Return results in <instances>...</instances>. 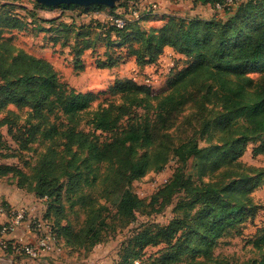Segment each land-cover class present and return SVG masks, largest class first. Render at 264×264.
<instances>
[{"label":"trees","instance_id":"trees-1","mask_svg":"<svg viewBox=\"0 0 264 264\" xmlns=\"http://www.w3.org/2000/svg\"><path fill=\"white\" fill-rule=\"evenodd\" d=\"M217 1L220 0H193L194 4L212 6ZM38 4L41 7H54ZM56 6L108 9L111 14H114L115 8V5L108 7L103 4L81 6L61 3ZM227 13L230 14L224 20L214 16L203 18L193 15L185 18L165 14L158 17L162 20L159 27L149 29L143 28L140 22L149 16H156L154 12L143 13L135 20L126 19L121 27L109 22L85 25L101 27L105 37H112V41L119 44H123L131 35L136 44H130L127 53L135 57L139 68L155 62L167 46L181 56L190 58L186 65L170 71L165 84L157 91L130 78L116 81L108 91L120 93L122 100L99 107L84 122V125L90 126L88 130L69 126L57 129L52 124L43 131L47 138L55 135L63 138L65 150H71L72 143L85 150L86 155L79 165L91 167L89 160L116 165L111 179L114 178L117 187L113 203L119 215L133 217L136 211H143L146 206L130 188L131 181L149 169V153L144 152L137 158V147L153 144L189 101L199 106L211 103L218 108L216 115L202 122L201 133L205 135V143L199 144L193 135L187 137L171 148V156L165 153L161 157L158 169L172 157L182 163L192 157L193 166L198 167L200 173L208 167L242 168L238 158L246 142L251 140H259L252 148L253 153L264 152V74L256 80L247 74L249 67H264V0H241ZM11 20V26L19 24L18 18L12 17ZM19 60L25 61V64H17ZM101 64L105 66L103 62ZM0 76V107L8 103L18 107L27 106L34 117L42 116L43 112L60 113L77 122L76 116L87 109L96 96L91 90H76L69 86L59 79L51 64L25 53L13 57L9 65L0 62ZM136 107H143L145 113H133ZM150 108H154L152 117L148 110ZM210 125H221L222 131V128H228L233 134L224 133L219 140L213 141L206 131ZM113 128L119 131L116 137L100 139L102 132ZM249 170L254 174L238 175L228 183H224L221 178L196 182L184 175L182 165L177 167L152 196V202L159 200V207L173 202L171 218L165 224H143L137 227L121 254L119 247L116 264L137 260L146 246L158 244H165L161 252V262L165 264L196 254L208 259L218 239L232 234L231 230L241 234L239 226H244L247 220L253 221L258 212V205L250 193L262 182V170ZM75 173L68 174L65 185L67 192L75 191L80 186V182L75 179L79 173ZM92 179L84 180L89 183ZM246 181L249 182L247 185L244 184ZM53 182L54 177H51L46 184ZM60 188L61 185L56 187L55 184L56 192ZM234 190L239 197L233 198ZM38 192L48 200L42 218L52 224L50 205L57 195L45 189ZM176 194L178 196H174ZM174 197L176 199L173 200ZM86 211L88 215L89 210ZM97 218L95 214L88 215V226L80 234V242H89L88 246L103 242L98 236L105 221L100 218L97 224ZM63 229L61 231L59 226L52 228L57 242L70 249L74 245L69 238L70 228L64 225ZM249 242L258 252V257L252 258L248 264H264V223L256 228ZM5 252L22 255L10 247ZM212 264L234 263L217 259Z\"/></svg>","mask_w":264,"mask_h":264},{"label":"rangeland","instance_id":"rangeland-1","mask_svg":"<svg viewBox=\"0 0 264 264\" xmlns=\"http://www.w3.org/2000/svg\"><path fill=\"white\" fill-rule=\"evenodd\" d=\"M158 1L163 5L161 10L154 11L156 16H149L141 21L143 28L159 27L162 20L158 17L165 14L185 18L193 15L214 16L221 20L226 19L230 14L227 13L229 10H217L211 4H194L193 0ZM110 15L108 9L41 7L35 0H0V62L9 65L13 57L19 53H25L51 64L59 79L69 86L76 90H91L96 94L91 105L76 116L77 122L60 113L43 112L42 116L34 117L30 114L29 107H18L12 103L0 107V185L4 187L3 189L11 190L15 195L31 194L36 200L39 199L45 203L48 201L47 198L40 196L38 191L43 189L53 191L57 196L50 205V221H52L50 225L53 229L59 226L61 231H64V225L69 226V238L74 244L70 251L77 257L86 255L93 246H88L89 242L79 240L82 238L80 234L88 226V215L98 216L97 224L100 218L104 219L98 238L100 237V241L103 242L108 239L117 241L119 247L121 246L120 254L123 253L127 240L137 227L143 224L168 222L172 216L173 202L163 207H159V200L152 202V196L160 186H153L162 173L161 169H158L159 160L165 153H168V157L171 156L173 154L171 148L191 135L203 145L205 135L201 133L202 122L211 119L218 110L217 106L211 103L199 106L189 101L174 116L171 124L163 130V135H158L153 144L137 147L135 157L139 158L144 152L149 153L147 158L149 169L142 176L133 179L130 188L146 203V206L143 211H136L133 217L119 215L113 203L117 187L113 182L114 178L111 179L116 165L93 160H89L91 167L79 165L86 155L85 150L77 147L76 143L71 144V150H65L63 138L58 135L47 138L43 132L52 124H55L57 129L69 126L88 130L90 126L84 125V122L99 107L107 106L111 101L118 103L122 100L120 93L108 91L109 87L118 80L130 78L136 83L148 85L153 91L159 90L165 84L166 73H159L158 70L152 74L142 73L135 57L127 53L129 45L136 44L131 35H128L123 44H119L112 41V37H105L101 27L85 26L88 23L92 26L96 23L106 24ZM12 17L18 18V25L11 26ZM82 24L84 25L81 26ZM189 61L190 58L183 55L176 57L171 54L166 69L164 67L163 69L167 72L171 67V72L176 71ZM102 62L105 64L104 67L100 66ZM21 63L25 64V61L17 62L19 65ZM24 64H22L23 67ZM247 74L256 80L264 74V67H249ZM147 78L149 82L146 81ZM153 109H148L151 117L154 113ZM145 111L143 107H136L132 112L139 115L144 114ZM238 121L242 122V119L238 118ZM220 127L221 125L208 127L206 131L211 140H219L224 133L227 135L232 132L230 135L233 134L232 130L222 128V131ZM118 132L117 128L102 132L100 139L114 138ZM258 141L246 142L238 158L243 165L242 168L223 166L212 169L208 167L200 173L199 168L193 166L192 157L183 163L175 161V164L170 166L173 172L182 165L184 175L190 176L196 182L221 178L224 183H228L241 174H254L249 169L255 168L262 170V182L259 184L260 187L257 186L259 188L256 191L253 189L250 193L253 201L258 205V212L253 221L247 220L246 225L239 226L242 229L241 234L231 230L232 234L218 239L212 246L208 259L201 254H196L183 256L180 260L168 264H212L217 259L234 264H248L252 258L258 257V252L249 242L256 228L264 223V152L253 153L252 151ZM229 169L232 171L228 172ZM72 172L79 173L75 179L80 182V186L75 191L67 192L65 185L68 182V174ZM93 175H96L95 179H92ZM51 177H54V182L46 184ZM85 178L92 180L88 183L84 180ZM248 183L246 181L244 184ZM55 184L56 187L61 185L58 192L54 189ZM237 197L239 194L234 190L233 198ZM4 203L5 200L1 199L0 204L4 205ZM86 209L89 210L88 215ZM164 247L165 244L148 245L141 251L137 260L128 261L126 264H165L161 262V252ZM22 256L25 255L22 254ZM3 262L10 264L7 260Z\"/></svg>","mask_w":264,"mask_h":264},{"label":"built area","instance_id":"built-area-1","mask_svg":"<svg viewBox=\"0 0 264 264\" xmlns=\"http://www.w3.org/2000/svg\"><path fill=\"white\" fill-rule=\"evenodd\" d=\"M241 0H220L214 3L213 7L217 10H231ZM162 3L158 0H150L144 2L142 0H121L117 2L114 8V14L109 17V23H113L118 27L124 25L126 19H138L143 13L159 11ZM171 71L169 67L166 74ZM149 82V78L146 79ZM176 159L170 158L161 168V175L153 186L164 184L170 177L171 165L175 164ZM4 214V219L0 220V249L6 250L8 247L13 251H19L25 256L36 258L44 251L49 250L53 244L57 242L51 225L42 217H33L27 219L26 208L23 206L6 208L0 204V215ZM27 221L29 231L32 232L33 238L23 240L22 238H8V233L15 232L24 222Z\"/></svg>","mask_w":264,"mask_h":264},{"label":"crops","instance_id":"crops-1","mask_svg":"<svg viewBox=\"0 0 264 264\" xmlns=\"http://www.w3.org/2000/svg\"><path fill=\"white\" fill-rule=\"evenodd\" d=\"M203 18H209L207 16H200ZM180 57L181 55L174 51L171 47H165L163 52L158 56L155 62L144 65L139 68L142 73L152 74L158 72L166 73L165 67L168 64V60L171 56ZM163 67L165 69H163ZM260 187V186H259ZM257 187V188H259ZM0 185V200L4 199V206L6 208L20 207L26 208L27 219L33 217H42L45 210V202L40 201L31 194L15 195L11 190L3 189ZM255 189V191L257 190ZM4 214L0 215V220L4 219ZM248 222V221H247ZM244 225H246V223ZM27 221L24 222L15 232L8 233V238H22L23 240H30L33 238L32 232L29 231ZM119 244L115 240H108L106 242L98 243L92 247V249L82 257H77L76 254L61 242H56L49 249L44 251L39 257L31 258L28 256H19L13 253H6L0 249V264H6L3 261L7 260L10 264H116L118 259ZM3 260V261H2Z\"/></svg>","mask_w":264,"mask_h":264},{"label":"water","instance_id":"water-1","mask_svg":"<svg viewBox=\"0 0 264 264\" xmlns=\"http://www.w3.org/2000/svg\"><path fill=\"white\" fill-rule=\"evenodd\" d=\"M37 3H41L46 6H55L61 3H73L81 6H90L92 4H103L108 7H113L117 2L121 0H35Z\"/></svg>","mask_w":264,"mask_h":264}]
</instances>
